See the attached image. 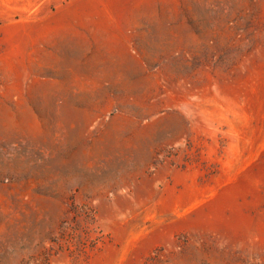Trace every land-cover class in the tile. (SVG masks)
Listing matches in <instances>:
<instances>
[{
    "label": "rangeland",
    "instance_id": "1",
    "mask_svg": "<svg viewBox=\"0 0 264 264\" xmlns=\"http://www.w3.org/2000/svg\"><path fill=\"white\" fill-rule=\"evenodd\" d=\"M0 264H264V0H0Z\"/></svg>",
    "mask_w": 264,
    "mask_h": 264
}]
</instances>
